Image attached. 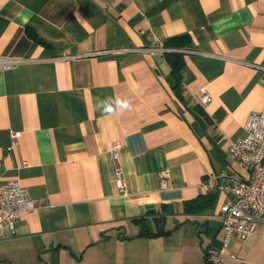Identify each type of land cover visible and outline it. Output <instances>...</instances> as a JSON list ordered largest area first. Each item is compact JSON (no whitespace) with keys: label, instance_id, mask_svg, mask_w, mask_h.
Returning a JSON list of instances; mask_svg holds the SVG:
<instances>
[{"label":"crops","instance_id":"0c3cea01","mask_svg":"<svg viewBox=\"0 0 264 264\" xmlns=\"http://www.w3.org/2000/svg\"><path fill=\"white\" fill-rule=\"evenodd\" d=\"M0 58L22 60L0 71V175L35 203L0 264H141L161 238L203 237L190 264L218 252V177L251 179L228 146L264 109V0H0ZM117 97L132 109H97ZM256 226L208 264H264Z\"/></svg>","mask_w":264,"mask_h":264},{"label":"built area","instance_id":"2783aa9c","mask_svg":"<svg viewBox=\"0 0 264 264\" xmlns=\"http://www.w3.org/2000/svg\"><path fill=\"white\" fill-rule=\"evenodd\" d=\"M162 46L156 48H135L133 52L140 54L164 53ZM22 62L20 59L0 58V71L16 67ZM211 95L202 89L200 101L207 105L211 102ZM243 138L232 140L228 151L239 163L251 173L249 181L241 180L234 175L218 177V190L225 198L221 207L223 235L216 254L208 253V262H221L226 254L231 239L245 242L257 235L256 223L264 220V109L249 115ZM19 133H12L16 142ZM118 145L112 147V160L116 167L117 177L120 175L118 165ZM162 185L168 175L160 173ZM119 187L121 180L117 178ZM34 201L28 191L17 180L3 179L0 175V238L13 235L15 224L20 215L34 210ZM231 258H235L231 255Z\"/></svg>","mask_w":264,"mask_h":264},{"label":"rangeland","instance_id":"374dc122","mask_svg":"<svg viewBox=\"0 0 264 264\" xmlns=\"http://www.w3.org/2000/svg\"><path fill=\"white\" fill-rule=\"evenodd\" d=\"M192 239V241L187 239L184 243L161 238L159 240L156 239L157 242H151V244H147L146 246L142 245L140 249L145 251L149 257L145 261H142L141 264H190L191 262L188 263L189 259L187 257L188 251V255L194 253L196 260L199 262L201 261L199 242L200 240L203 241L204 238L198 239L197 237H192ZM182 243L184 244L182 245ZM228 244V246H231L232 241Z\"/></svg>","mask_w":264,"mask_h":264},{"label":"clouds","instance_id":"9594fccd","mask_svg":"<svg viewBox=\"0 0 264 264\" xmlns=\"http://www.w3.org/2000/svg\"><path fill=\"white\" fill-rule=\"evenodd\" d=\"M96 107L103 114L112 115L116 113H122L124 111H130L132 109V104L127 99H121L119 97L99 99L97 98Z\"/></svg>","mask_w":264,"mask_h":264},{"label":"trees","instance_id":"16d2710c","mask_svg":"<svg viewBox=\"0 0 264 264\" xmlns=\"http://www.w3.org/2000/svg\"><path fill=\"white\" fill-rule=\"evenodd\" d=\"M29 35H30V37H32L36 42H38L39 44H42V41L39 39V38H37L35 35H33V34H31V33H29ZM210 204H211V200L209 199V200H203V203H194V206L195 207H193V210L191 209L190 210V212H193V211H196V212H200V211H202L204 208H206V207H208V206H210ZM169 232V231H168ZM160 233L161 234H166L167 232H164V231H160ZM159 233L157 232L155 235H158ZM205 249V248H204ZM207 255H208V252L206 251V254H205V264H208V263H210V262H208V260H207Z\"/></svg>","mask_w":264,"mask_h":264}]
</instances>
